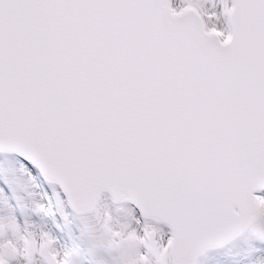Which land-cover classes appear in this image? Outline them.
<instances>
[{"label":"snow or ice","instance_id":"obj_1","mask_svg":"<svg viewBox=\"0 0 264 264\" xmlns=\"http://www.w3.org/2000/svg\"><path fill=\"white\" fill-rule=\"evenodd\" d=\"M0 264H264V0H0Z\"/></svg>","mask_w":264,"mask_h":264}]
</instances>
